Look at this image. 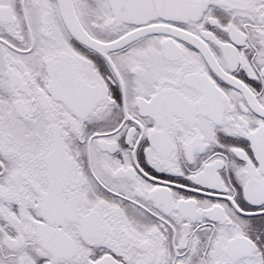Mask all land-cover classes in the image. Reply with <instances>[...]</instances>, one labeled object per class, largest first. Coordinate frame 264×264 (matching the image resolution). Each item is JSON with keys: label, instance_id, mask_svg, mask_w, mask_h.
Returning <instances> with one entry per match:
<instances>
[{"label": "snow or ice", "instance_id": "1", "mask_svg": "<svg viewBox=\"0 0 264 264\" xmlns=\"http://www.w3.org/2000/svg\"><path fill=\"white\" fill-rule=\"evenodd\" d=\"M0 264H264V0H0Z\"/></svg>", "mask_w": 264, "mask_h": 264}]
</instances>
